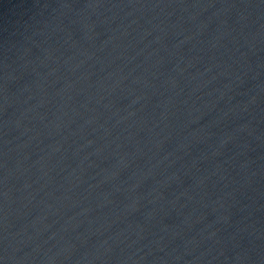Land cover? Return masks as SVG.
Returning a JSON list of instances; mask_svg holds the SVG:
<instances>
[{
    "label": "water",
    "instance_id": "1",
    "mask_svg": "<svg viewBox=\"0 0 264 264\" xmlns=\"http://www.w3.org/2000/svg\"><path fill=\"white\" fill-rule=\"evenodd\" d=\"M0 264H264V0H0Z\"/></svg>",
    "mask_w": 264,
    "mask_h": 264
}]
</instances>
